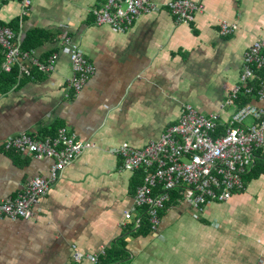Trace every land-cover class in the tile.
Masks as SVG:
<instances>
[{"label": "crops", "instance_id": "0c3cea01", "mask_svg": "<svg viewBox=\"0 0 264 264\" xmlns=\"http://www.w3.org/2000/svg\"><path fill=\"white\" fill-rule=\"evenodd\" d=\"M171 1L152 0L159 9L121 34L96 24L92 10L105 0H34L27 16L19 0H0V22L21 19L20 42L33 32L51 38L34 59L60 56L55 74L0 95V200L18 196L36 177L49 178L53 165L7 152L2 145L10 138L52 136L65 125L95 145L64 171L32 219L0 218V264H74L75 246L88 255L122 241L130 254L124 264H264V175L216 204L209 218L181 201L165 212L159 232L136 236L143 212L134 202L138 175L121 170L115 151L158 141L186 104L217 115L219 129L227 130L245 55L264 39V0H193L205 6L193 23H178L167 8ZM225 21L238 27L231 37L221 34ZM64 37L96 71L77 96L69 88ZM253 82L261 83L253 103L264 108L263 79L257 73ZM128 213L134 220L126 229Z\"/></svg>", "mask_w": 264, "mask_h": 264}, {"label": "built area", "instance_id": "2783aa9c", "mask_svg": "<svg viewBox=\"0 0 264 264\" xmlns=\"http://www.w3.org/2000/svg\"><path fill=\"white\" fill-rule=\"evenodd\" d=\"M22 16H27L34 0H19ZM167 8L178 23H193L198 14L205 12L202 3L193 0H173ZM159 5L152 0H105L92 10L99 27H109L117 33L132 31L140 18L154 13ZM221 34L233 36L237 25L222 22ZM62 44L70 55L72 77L69 88L74 95L82 93L95 75V67L86 59L80 47L70 37H64ZM0 49L4 55L3 70L10 73L14 67L21 66L26 72L35 67L39 71L55 74L59 55H54L48 64L34 59V54L23 53L19 38L15 33L0 25ZM26 64V62H28ZM257 71L263 72L264 87V39L256 42L246 53L243 74L239 85L232 94L234 104L238 95H250L248 87L256 77ZM254 122L247 126L245 122ZM218 128L217 115L199 113L192 104H186L181 110L178 123L171 126L158 141L152 140L140 149L128 143L122 144L116 155L122 158L123 172L143 170V183L137 188L134 202L138 208H147L153 231H159L162 225V212L172 200V193L181 190L189 207L196 210L200 217L209 218L215 212V205L228 203L235 194L246 190L245 177L264 160V108L250 104L238 108L230 126L223 137L215 138ZM7 152L32 156L36 160L53 161L50 177H36L29 181L22 192L8 199L0 200V218L11 220H30L39 203L46 198L58 183L64 171L74 164L87 150L95 145L89 141H79L68 126H61L54 137H34L21 134L3 143ZM134 220L127 214L124 227ZM138 229L142 219L136 221ZM74 247V264H100L105 251L85 255Z\"/></svg>", "mask_w": 264, "mask_h": 264}, {"label": "trees", "instance_id": "16d2710c", "mask_svg": "<svg viewBox=\"0 0 264 264\" xmlns=\"http://www.w3.org/2000/svg\"><path fill=\"white\" fill-rule=\"evenodd\" d=\"M6 1H9V0H6ZM0 25L1 27H6V28L11 29L15 33L16 37L18 38L22 34L20 18H15L7 24L0 22ZM47 41H51V38L48 35H42L41 33H37V32L26 34L24 35L23 40L20 42L21 51L23 53L34 54L36 51L42 48ZM3 61H4V55H3L2 50L0 49V95L2 93H7V92L9 93L14 88L16 89L20 88L23 84L27 83L28 81H31L34 76L36 77L37 75H40V74L42 75L44 73V72L39 71L35 67H31L28 69V71L22 72L21 66L14 67L13 71L8 73L3 70V67H1ZM44 64H48V62ZM260 72L261 71H257L258 75L263 79V75ZM44 74H48V73H44ZM260 86H261V83H258V82H255V83L253 82V84L252 83L249 84L248 87L252 88L251 94L247 95L245 93V89H246L245 88L243 90V93L239 94L237 100L235 101L237 107L241 108V107H244L250 104H254L253 98L254 96H257V94L259 93ZM57 131L58 130H52L54 135L52 134V136L49 135V136H44V137L45 138L54 137ZM226 132L227 130H224L221 128L219 129V124H218L215 138L223 137L226 134ZM134 174L138 175L136 178V180L138 181V183L136 184V190H137L138 186H140L143 183L142 179L145 176V172L141 170V171L134 172ZM262 175H264V160H259L256 168L251 173H249V175L245 177L246 189L248 185H250L253 181L260 179ZM181 192H182L181 190H177L172 193V200L167 203L166 205L167 208L164 212H162V216H164L165 212L172 205L174 204L178 205V203L181 202L182 198H184V194L183 193L181 194ZM141 209H143L142 225L140 229L136 232V236L141 237V238L142 237L148 238L155 232L153 231V226L151 223L149 210L147 208H141ZM191 209L195 210L193 208ZM129 261H130V254L128 253L127 243L125 241H122V242H119L116 246H114L110 251H105V257H102L100 259V264H124Z\"/></svg>", "mask_w": 264, "mask_h": 264}, {"label": "rangeland", "instance_id": "374dc122", "mask_svg": "<svg viewBox=\"0 0 264 264\" xmlns=\"http://www.w3.org/2000/svg\"><path fill=\"white\" fill-rule=\"evenodd\" d=\"M251 122H252V119H248V120L246 121V124H250ZM215 210H216V206H215ZM217 212H218V210H217ZM203 231H205V232H211L210 229H208V230H203ZM221 231H223V230H221Z\"/></svg>", "mask_w": 264, "mask_h": 264}]
</instances>
